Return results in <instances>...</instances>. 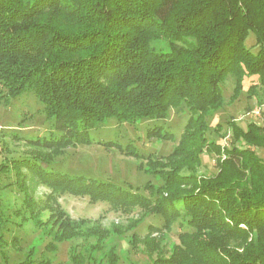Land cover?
I'll list each match as a JSON object with an SVG mask.
<instances>
[{
    "label": "trees",
    "instance_id": "16d2710c",
    "mask_svg": "<svg viewBox=\"0 0 264 264\" xmlns=\"http://www.w3.org/2000/svg\"><path fill=\"white\" fill-rule=\"evenodd\" d=\"M159 41L168 52L153 47ZM228 77L233 100L245 79L258 81L247 91L264 89V0H0V101L33 93L52 127L27 142L46 155L90 144V131L110 119L135 125L166 121L173 109L188 113L171 153L140 163L160 182L143 192L58 172L43 154L3 163L0 174L21 178L15 184L23 208L52 244L74 235L69 224L57 228L59 214L40 220L22 167L48 198H86L121 215L158 216L163 224L149 226L153 234L176 229V244L168 253L156 250L151 264H264V112L260 124L245 129L231 122L225 147L207 138L206 118L221 110ZM145 135L174 141L163 126ZM104 147L142 161L131 141ZM203 155L215 158L210 177L196 174ZM6 222L0 209V264L10 263ZM13 264L48 262L28 256Z\"/></svg>",
    "mask_w": 264,
    "mask_h": 264
},
{
    "label": "rangeland",
    "instance_id": "374dc122",
    "mask_svg": "<svg viewBox=\"0 0 264 264\" xmlns=\"http://www.w3.org/2000/svg\"><path fill=\"white\" fill-rule=\"evenodd\" d=\"M153 47L168 52V43L159 41ZM256 77L245 79L243 92L231 99L234 79L228 77L221 85L224 103L212 117L206 118L209 126L207 138L218 141L225 147L231 136L229 124L235 123L245 129L250 122L261 123L264 112V89L259 86L252 92L249 86L257 84ZM42 106L32 92H25L9 103L0 101V165L13 159L39 158V154L49 157L52 169L71 176H80L101 182L111 183L121 188L143 192L147 183L158 185L160 182L139 169L147 157H166L177 145L188 118L186 111L170 110L166 121L149 120L135 125L119 124L115 119L108 120L89 133L90 144L68 147L56 156L46 155L49 151L34 147L27 142L29 138L48 136L52 120H47L41 111ZM260 109L259 115L254 110ZM218 125V126H216ZM152 126H163L173 133L174 141L147 140L146 130ZM131 141L137 148L142 161L126 157L116 149L104 147L110 142L126 145ZM264 159V152H260ZM215 158L201 157V165L196 170L198 176L210 177L216 173ZM26 186L32 193L39 218L42 222L50 215H60L57 228L61 223L69 224V233L74 235L68 241L53 243L41 229L37 228L23 208L22 196L16 187L14 171L0 174V209L6 218L2 235L7 243L3 248L9 264L20 262L26 257L48 264H151L157 251H171L177 242L176 229L162 234L150 233L151 225L161 227L163 221L158 216L138 212L121 215L113 212L107 204L91 205L86 198L67 195L55 199L48 198L49 191L39 184L29 171L22 167ZM27 180H30L27 182ZM45 203L49 204L44 209ZM50 209V210H49ZM62 213V214H61ZM63 215V216H62ZM12 238H17L14 244ZM50 244L51 249L46 247Z\"/></svg>",
    "mask_w": 264,
    "mask_h": 264
},
{
    "label": "built area",
    "instance_id": "2783aa9c",
    "mask_svg": "<svg viewBox=\"0 0 264 264\" xmlns=\"http://www.w3.org/2000/svg\"><path fill=\"white\" fill-rule=\"evenodd\" d=\"M260 112H261V110H260V109H258V110H254L253 114H254V115H259V114H260Z\"/></svg>",
    "mask_w": 264,
    "mask_h": 264
}]
</instances>
